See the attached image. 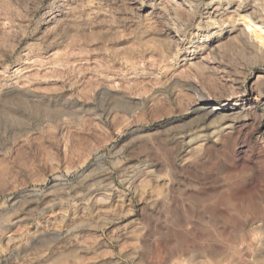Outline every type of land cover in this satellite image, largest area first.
<instances>
[{
    "label": "rangeland",
    "instance_id": "374dc122",
    "mask_svg": "<svg viewBox=\"0 0 264 264\" xmlns=\"http://www.w3.org/2000/svg\"><path fill=\"white\" fill-rule=\"evenodd\" d=\"M0 171V264H264V0H0Z\"/></svg>",
    "mask_w": 264,
    "mask_h": 264
},
{
    "label": "bare ground",
    "instance_id": "6f19581e",
    "mask_svg": "<svg viewBox=\"0 0 264 264\" xmlns=\"http://www.w3.org/2000/svg\"><path fill=\"white\" fill-rule=\"evenodd\" d=\"M198 103H200V104H207V102L206 101H204V99H202L200 102H198ZM230 105V106H233L234 105V103H232V102H227L226 104H222L221 106H224V105ZM204 106V105H203ZM201 108H203V107H201ZM215 109H218L219 111H222V110H225V109H221L220 107H215ZM216 111V110H215ZM215 111H211V113H214ZM210 113V112H209ZM226 128H232V125H228ZM227 130V129H226ZM231 130V129H230ZM224 132V137H225V140H224V142L226 143V144H228L229 143V140L227 139V137H226V135H227V133H229V131H227V132H225V131H223ZM1 172V171H0Z\"/></svg>",
    "mask_w": 264,
    "mask_h": 264
}]
</instances>
